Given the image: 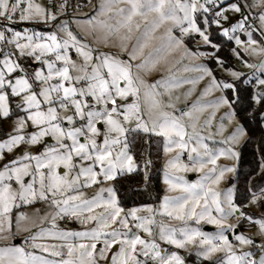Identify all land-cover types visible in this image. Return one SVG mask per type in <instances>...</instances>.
<instances>
[{"label": "snow or ice", "instance_id": "6c2138e0", "mask_svg": "<svg viewBox=\"0 0 264 264\" xmlns=\"http://www.w3.org/2000/svg\"><path fill=\"white\" fill-rule=\"evenodd\" d=\"M196 261L264 264V0H0V264Z\"/></svg>", "mask_w": 264, "mask_h": 264}, {"label": "trees", "instance_id": "16d2710c", "mask_svg": "<svg viewBox=\"0 0 264 264\" xmlns=\"http://www.w3.org/2000/svg\"><path fill=\"white\" fill-rule=\"evenodd\" d=\"M155 159V157H154ZM160 169V163L157 162L156 168L154 169V175H153V183L156 185L155 191H153V196H155L157 193L162 195V180H161V173L162 171H159ZM132 191H128L129 188V183L124 182L123 186L121 187V193L123 198L126 200L128 205H133V204H140L142 202H152L151 198L147 195V193H142V192H137L135 190L136 185L133 183L131 185ZM193 261L196 260L195 256L191 258Z\"/></svg>", "mask_w": 264, "mask_h": 264}, {"label": "rangeland", "instance_id": "374dc122", "mask_svg": "<svg viewBox=\"0 0 264 264\" xmlns=\"http://www.w3.org/2000/svg\"><path fill=\"white\" fill-rule=\"evenodd\" d=\"M193 99H194V97H193ZM209 146L210 147L212 146L211 142H209ZM185 159H186V157H185ZM187 176H188L189 179H195V174H193V173H189V174H187ZM161 180H162V173H161ZM204 230L212 232V231H214V228L212 226H210V225H206V226H204Z\"/></svg>", "mask_w": 264, "mask_h": 264}, {"label": "built area", "instance_id": "2783aa9c", "mask_svg": "<svg viewBox=\"0 0 264 264\" xmlns=\"http://www.w3.org/2000/svg\"><path fill=\"white\" fill-rule=\"evenodd\" d=\"M196 264H199V262H198V261H196Z\"/></svg>", "mask_w": 264, "mask_h": 264}]
</instances>
